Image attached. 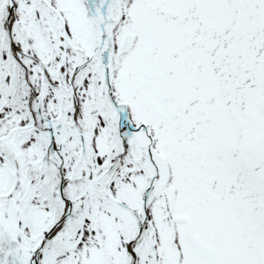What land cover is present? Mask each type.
<instances>
[{"label": "snow or ice", "instance_id": "obj_1", "mask_svg": "<svg viewBox=\"0 0 264 264\" xmlns=\"http://www.w3.org/2000/svg\"><path fill=\"white\" fill-rule=\"evenodd\" d=\"M0 264H264V0H0Z\"/></svg>", "mask_w": 264, "mask_h": 264}]
</instances>
